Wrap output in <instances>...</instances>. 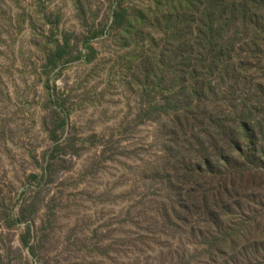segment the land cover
Returning <instances> with one entry per match:
<instances>
[{
    "label": "rangeland",
    "instance_id": "rangeland-1",
    "mask_svg": "<svg viewBox=\"0 0 264 264\" xmlns=\"http://www.w3.org/2000/svg\"><path fill=\"white\" fill-rule=\"evenodd\" d=\"M115 1L0 0V264H209L187 228L161 234L159 177L197 154L172 117L149 115L164 103L142 75L155 48L172 57L189 13L123 0L138 17L127 36L110 33ZM251 66L218 77L210 116L232 119L243 78L264 88V57Z\"/></svg>",
    "mask_w": 264,
    "mask_h": 264
},
{
    "label": "trees",
    "instance_id": "trees-1",
    "mask_svg": "<svg viewBox=\"0 0 264 264\" xmlns=\"http://www.w3.org/2000/svg\"><path fill=\"white\" fill-rule=\"evenodd\" d=\"M175 3L189 14L176 17L172 57L155 48L157 59L143 62V82L147 91H160L164 103L149 115L172 117V136L181 135L185 147L192 143L197 156L174 155L173 169L159 177L168 189L158 211L161 234L187 228V245L203 251L209 264H264V88H247L243 78L242 96H233L235 112L228 106L231 120L221 113L213 118L207 109L218 77L241 80L251 62L264 57V0ZM132 11L116 0L110 33L121 29L129 36L138 19Z\"/></svg>",
    "mask_w": 264,
    "mask_h": 264
}]
</instances>
